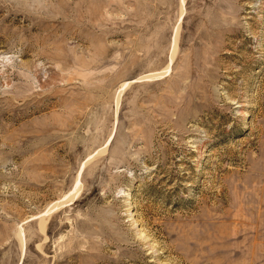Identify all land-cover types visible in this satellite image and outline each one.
Masks as SVG:
<instances>
[{
  "label": "rangeland",
  "instance_id": "rangeland-1",
  "mask_svg": "<svg viewBox=\"0 0 264 264\" xmlns=\"http://www.w3.org/2000/svg\"><path fill=\"white\" fill-rule=\"evenodd\" d=\"M0 264H264V0H0Z\"/></svg>",
  "mask_w": 264,
  "mask_h": 264
},
{
  "label": "bare ground",
  "instance_id": "bare-ground-1",
  "mask_svg": "<svg viewBox=\"0 0 264 264\" xmlns=\"http://www.w3.org/2000/svg\"><path fill=\"white\" fill-rule=\"evenodd\" d=\"M179 26H180V24L178 25V26H176L177 27V29H175L176 30V32H175V36H174V40H175V43H176V41L178 40V35H179ZM177 44V43H176ZM174 46H175V44H174ZM177 46V45H176ZM175 49V48H174ZM174 51V50H173ZM176 53H177V51H175ZM172 59H173V57H172ZM125 86V85H124ZM123 88V87H122ZM124 90V89H123ZM120 91H122V90H120ZM122 92H124V91H122ZM121 93V92H120ZM119 93V94H120ZM118 102V101H117ZM79 183V182H78ZM77 185V184H76ZM77 188H78V186H77ZM79 189V188H78ZM78 189H76L74 192H72V194H70V196H68L67 197V201L69 200L70 202H73V201H75L76 199H77V196H78V193H80L79 192V190ZM66 200H65V202H62V203H66L67 202ZM54 205V204H53ZM50 207H52V206H50ZM59 207H60V204L59 203H56L52 208H50V210H49V212L51 211H53V210H57V209H59ZM48 212V211H47ZM44 225L42 226V229L44 230Z\"/></svg>",
  "mask_w": 264,
  "mask_h": 264
}]
</instances>
